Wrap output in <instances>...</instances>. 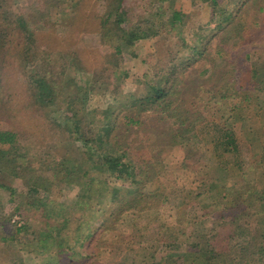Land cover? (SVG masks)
Returning <instances> with one entry per match:
<instances>
[{"label":"rangeland","instance_id":"374dc122","mask_svg":"<svg viewBox=\"0 0 264 264\" xmlns=\"http://www.w3.org/2000/svg\"><path fill=\"white\" fill-rule=\"evenodd\" d=\"M139 1L138 5L135 4L134 12L140 13L143 10L144 16L156 23L159 33L137 41L133 47L125 44L118 51L116 40L102 37L97 22L94 24L95 21L90 20L92 11H103L106 0H0V19L23 15L33 29L40 31L42 39L36 42L33 62L27 65L20 54L22 45L19 41H22V36L18 32L16 36L11 35L12 48L5 58L4 70L11 76V82L17 88L15 94L19 95V98L14 97L13 103L23 100L26 101L23 104L32 103L33 98L25 88L24 81L28 79L29 70L39 68L45 57L52 58L54 64L56 61L65 66L67 74L75 76V81L81 83L79 85L90 79L87 109L81 112L86 115L89 113V128L105 124V118L119 109L122 110L119 115L128 113L135 118L140 117L142 125L138 129H135L136 125L130 129V146L123 145L124 141H121L123 130H129L125 124L119 125L117 139L122 143L123 150L128 148L131 155L144 160L143 165L148 170L146 177H150L146 184H130L131 180L125 174L118 177L116 172H110L102 162L91 161L85 154L92 151L91 144L77 142L67 137L66 133L60 135L59 128L53 127L58 123H71L66 116L65 97L61 98L63 103L60 109L50 111L41 107L38 114L27 117V120L34 118L31 126L38 125V134L27 123H23L22 116L30 111L22 108V112L17 114L19 117L12 119L16 129H21V139L28 137L23 142L31 143L26 148L31 151L34 149L32 155L29 153L26 157V162L38 173L46 171L47 164L52 165L53 170L51 175L45 176L47 187H40L37 192L31 190L26 180L14 178L9 172H0V184H3L0 186V221L9 219L3 226L0 223V264H12V258L16 259V264L55 262L56 246L45 247L43 255L27 251L26 248L29 243L36 244L42 240L44 232H47V225L41 219L42 207L39 203L48 202L52 198V201L58 198L59 210L63 208V213L69 219L73 250L76 248L84 255L88 253V248H80L73 238L83 214L74 205L81 186L75 182L61 181L62 176L66 175L63 171L65 168L57 167L61 160L66 161L65 167L78 166L77 170L70 171V177H82L83 180L106 179L118 189L121 198H131L133 195L128 191L140 189L142 185L145 192L158 197L152 200L151 206L154 207L142 211L132 208L123 212L115 225L117 229L106 232L97 243L98 256L93 258L97 264H132L133 260L134 264H139L142 259H148L150 263L160 261V264H204L205 256L193 248H187L186 243L189 242L191 246L195 241H210L212 245L216 243V232L227 236L222 238V245L231 246L233 251L230 257L234 264L244 263L252 247L264 244L258 234L254 198L249 196H257L264 189V102L248 91L251 83L246 67L249 62L244 64L241 60L245 56L246 61L248 54L251 58L263 53L264 24L261 23L264 20V9H258L259 5L255 4L248 8L242 20L246 26L238 36H234L236 31H232L221 39V30H218V34L214 32L215 21L224 16L225 10L232 11L237 2L242 0H219L218 7L209 3H196L194 0L156 2L159 7L148 3L149 0ZM174 9L180 10L185 16L178 29H172L170 25L166 27ZM199 28L204 37L216 34L212 40V43L215 41L214 45L210 44L208 54L198 58L189 67L191 73L186 75L189 88L178 98L174 97V102L188 111L184 113L185 116L189 112L193 114L184 127H179L181 133L184 128L191 129L192 121L200 119L201 122L193 126L194 129L183 133L186 135L183 142L181 138L178 139L180 142L171 140L173 133L169 132L161 140L152 129L164 127L168 131L170 119L166 114L152 111L139 114L137 109L128 111L120 104L129 95L144 97L149 85L158 79L155 75L157 66L162 59H167L168 50H179L176 46L181 42L179 33L187 40H192ZM251 32H254L252 39L241 41V35L250 36ZM72 56L76 66L69 60L67 64L65 62ZM77 62L90 71L84 72L83 68L78 71ZM93 71L98 72L99 79H92ZM201 71L204 74L198 76ZM88 75L90 77L87 78ZM201 79L207 81L202 84L201 88L204 89L192 97V87L200 85ZM178 87L181 88V84ZM220 92L228 95L221 98ZM2 96L0 88L1 108L4 107ZM77 100L80 101V98ZM224 119L225 123H231L230 131H225ZM6 123L0 118V125L6 126ZM227 135L233 140H229ZM104 148L106 153L114 149L102 144L101 150ZM141 154L143 157H140ZM248 181L253 185H247ZM9 187L14 189L13 193ZM207 190L211 191L206 193ZM107 215L98 212L90 221L91 225L98 227ZM167 226L179 228L184 234H170L166 230ZM17 227L22 229L15 233ZM239 227L247 228L246 234L240 233ZM165 234L169 236L164 238ZM12 236H16L17 240L12 238L10 241ZM7 237L9 239L6 240ZM167 252L175 253L168 257ZM164 255L166 258L162 259ZM250 258L259 261V258L264 259V253L256 252Z\"/></svg>","mask_w":264,"mask_h":264},{"label":"trees","instance_id":"16d2710c","mask_svg":"<svg viewBox=\"0 0 264 264\" xmlns=\"http://www.w3.org/2000/svg\"><path fill=\"white\" fill-rule=\"evenodd\" d=\"M164 1L168 2L169 0H149L148 3L157 6L155 4L156 2L162 3ZM194 1L196 3H209L213 7L220 6L219 0ZM139 2V0H106V6L102 12L96 11L94 13L92 11V18L90 20L93 22L95 21L94 24L97 22L96 26L100 30L102 37L111 41L116 40V49L118 51H121L125 44L126 46L133 47L137 41L151 38L159 33L156 23L151 22L148 17H145L143 10L140 11V13L134 12L136 5H138ZM253 5H259L258 9L263 10L264 0H242L241 2H237L235 7L236 9L233 8L232 11L225 10V14H223L224 16L215 21L214 28H216V31L214 32L218 34V30H221V33L219 32L221 34L219 38L221 39H223L224 35L232 33V31H236L234 36H238L239 32H241L244 26H246L242 21L243 15L247 12L248 8H251ZM156 14L157 13L154 15ZM184 17L185 16L180 10L174 9L172 19L168 21L169 23H166V27L170 25L172 29H178L180 27L179 24L184 21ZM46 23H49V21H46ZM261 24H264V20ZM260 30L263 31V29ZM17 32L20 37L22 36V41H19V44L22 45L20 54H22L23 60L27 65H30L33 62L32 59L36 53V42H40L42 40L39 36L40 31L33 29L30 26L29 21H27L23 15H15L14 17H5L4 19H0V88H2V98L4 102V107H0V118L4 119L5 123L8 122L6 123V126L0 125V172H9V174H11L14 178L26 180L33 192H37L40 187H47L45 183L47 177L45 176H48V174L51 175V171L53 170L52 165L47 164L46 171L38 173V170L26 162V157L29 153L32 155L34 149L31 151L26 148L27 145L30 147L31 143H26V141L23 142L24 140H27L28 137L26 136L23 137L25 139H21V129H16L12 118H18L19 116L17 114L22 112V108H28L30 112H32L30 108L33 109L34 112H29L24 115L22 114L23 116H21L23 123H27L38 134V125L31 126V122L34 118L32 120H27V117L29 116L30 118L33 114H38V110L41 107L50 111L58 108L60 109L63 103L61 98L65 97L64 105L67 110L66 116L69 117L68 121H71V123L68 125L66 123H64L65 125L58 123L53 128H59L60 135L66 133L67 137L73 138L74 140H77V142L82 141L84 144H91L93 148L92 151L84 152L92 162H102V164L106 165L110 172H116L118 177L125 174L130 178V184H140L142 182L146 184L150 180V177H146L148 170L143 165L144 160L141 161L139 157L138 158L140 160L131 155L132 153L128 148L123 150L121 147L122 143L117 139L119 135L117 132L119 130V125L125 124L126 127H129V130H123L121 141H124L123 145L130 146V129L132 130L131 127L134 125H136L135 129H138L139 126L142 125L140 117L135 118V116L128 113L119 115L120 109L113 111L110 108L113 112L110 117L105 118L107 120L105 124L89 128L88 125L90 124V115L89 113L86 115V113L83 114L81 112H85L84 110L87 109L91 82L90 79L88 81L86 80L83 85H79L81 83L75 81V76L67 74L65 66L63 67L62 64H58L56 61L54 64L52 58L45 57L43 60L46 62L44 61L43 64L41 63L37 69L33 68L29 70L30 72L27 75L28 79L24 81L26 85L25 88L30 92V96L33 98L32 103L29 102L23 104V102H26L25 100L19 103H13L14 97L19 98V95L15 94L17 88L15 89L14 86L16 85L11 82V76L9 73L5 72L4 68L6 65L5 58L12 48L10 45V43L13 42L11 35L13 34L16 36ZM195 32V38L192 40H187L182 33H179L178 36L181 42L177 43L176 41V46L179 49L177 51L179 52L172 51L171 49L168 50L167 59H162L160 64L157 66L155 75L158 79L155 83H151L149 85V89L144 97L136 98L133 95H129L125 98L126 100L120 104V106L126 108V110L128 109V111L137 109L139 114L140 112L146 113L151 111L166 114V116L170 119L168 131L165 130L164 127H154L152 129L155 134L159 135L161 140H163L162 137L164 134L169 132L173 133L171 140L176 139L177 142H180L178 139L181 138V142H183L185 139L184 136H186L183 133L190 129L184 128V132H180L179 127H184L185 124H187L186 121L193 114H190L189 112L185 116L184 113L188 111L184 110L181 105H175L174 97L178 98L184 90L189 88L187 86L188 82L186 81V75L189 76L191 73L189 67L196 62L198 58H203L205 54H208V48L210 47V44L214 45L213 43L215 41L212 43V40L216 38V34H211L210 36L205 35L204 37V34L202 35L201 33L202 29L200 28ZM253 35L254 32H251L250 36L246 37L241 35V41L250 40L253 38ZM184 51H186L185 54ZM76 53L77 55H80L79 52ZM42 58L43 57H41V59ZM68 60L73 64L74 57L72 56L67 58L65 60L66 64ZM241 60H243L244 64L249 62L246 67L250 73L251 83L249 84L248 91L254 93L257 96V99L264 102V49L262 55L250 58V55L248 54L246 61L245 56ZM75 63L73 64L74 66H76ZM220 66H223V64H220ZM80 68H83L84 72L90 71L89 68L86 66L82 67V65H78L76 69L79 71ZM203 74L204 71H201L198 76H202ZM92 75V79L100 78L97 71H93ZM88 77H90V75H88L87 78ZM205 80L206 79H201V83H199L200 85H193L194 87H192L191 90L192 97H196L198 92L204 89L201 87L203 82H207ZM180 84L181 88L178 87ZM115 93H117V91H115ZM220 95L221 98H226L228 94L220 92ZM77 98H80V101H78ZM102 113H104V111ZM200 122V119H196L195 121H192V125H198ZM226 123L224 119V129L225 131H230L231 123L228 121H226ZM193 126L191 129H194ZM228 136L229 135H227V137ZM229 138V140H233L230 136ZM102 144L113 147L119 152L113 149L110 153H106V148L101 150ZM4 145H8V147H2ZM128 156H131V158H128ZM96 157L98 161L96 160ZM140 157H143V155L141 154ZM65 165V160H61L57 164V167L61 166V168H65L63 171H65L66 175L62 176L61 181L75 182L81 186L80 193L74 205L76 208L81 210L83 214L79 225L75 230L76 234L73 238L80 248L87 247L88 253L84 255L81 254L80 251H77L76 248L73 250L71 245L72 236L69 233L70 230L68 228L69 219L63 213V208L59 210V206L57 204L58 198L54 201H52V198V200H48V202L41 201L39 203L42 207L40 210L41 219L47 225V232H44L42 240L40 239L36 244L29 243V247L24 246V249L26 247L28 248L27 251L43 255L45 252L43 249H45V247L50 248L51 246H56L57 258L53 264H97V260H95L98 256L96 245L102 238H104L103 236L106 232H112L117 229L115 225L119 221V217L123 214V212L132 208H139V211H142L145 208L154 207L151 206L152 200L158 197L156 194L145 192L142 185L140 186V189L138 188L134 191H128L133 195L131 198L128 199L127 196L121 198V196H119L118 189L111 186L109 181L106 179L93 178L90 180H83L82 177H70L72 175L70 171L73 169L77 170L78 166L73 165L69 168L65 167ZM52 181L53 180L51 179V183ZM247 185L252 186L253 183L248 181ZM0 186H3V184L1 183ZM256 188L258 187L256 186ZM9 190L13 193L14 189L9 187ZM261 190L262 191H260L257 196L251 193L249 196H251V199L254 198L253 203L257 208V211L254 214L257 218L258 234L259 237H261V240H264V189ZM210 191L211 190H207L206 193H209ZM58 192L60 193V190H58ZM49 197L50 195H48L47 198L49 199ZM56 197H58V195ZM98 212L107 213L108 215L105 216L101 225L98 227L94 225L93 227V224L91 225V220H93L94 215ZM7 220L9 219L0 221L2 226ZM21 229L22 227H17L15 229V233L20 232ZM238 229H240V233L246 234L248 231L247 228L244 229L239 227ZM166 230L170 231V234L173 235L176 233L179 235L184 234L181 229H177L173 226H167ZM167 236L169 235L165 234L164 238ZM214 236L216 243L212 245H210V241L205 243L195 241L190 244L191 246H189V242L186 241L188 242L186 243V246L190 250L193 248L198 252H201V254H203L206 258L204 264H234L232 262V258L230 257L232 254L231 251H233L231 246L225 247L222 245V238H226L227 236L220 232H216ZM12 238H14V236L10 238V241ZM174 238L176 239L177 237ZM7 239H9V237H7L6 240ZM13 240H17L16 236ZM252 248L253 249H250L249 254L245 257L246 259L244 263L242 262L238 264H264V259L262 258H259V261H254L250 258V256L256 252L264 253V244L259 245L257 248ZM174 253L175 252H167L166 255L169 257ZM76 254L79 256L76 257ZM177 254L179 255L182 253ZM166 255H164L165 257L162 256V259H165ZM152 256L153 255H151V257ZM94 257L95 259L93 260ZM147 260L148 259H142L139 261V264H160V261L150 263ZM16 262V259H11L12 264H16ZM134 262L135 261L133 260L132 264H134ZM44 264L52 263L50 261H46Z\"/></svg>","mask_w":264,"mask_h":264}]
</instances>
